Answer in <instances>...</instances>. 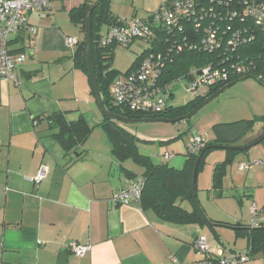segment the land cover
I'll list each match as a JSON object with an SVG mask.
<instances>
[{
    "label": "crops",
    "instance_id": "1",
    "mask_svg": "<svg viewBox=\"0 0 264 264\" xmlns=\"http://www.w3.org/2000/svg\"><path fill=\"white\" fill-rule=\"evenodd\" d=\"M83 1H63L62 6L71 12ZM110 1L112 14L121 20L148 17L167 0ZM54 2L48 11L27 13L36 35L21 30L11 40L14 54L27 55L15 68L21 85L0 81V264H59L65 256L66 264H200L194 248L200 236L226 256L248 254L250 230L255 229L250 227L252 203L261 209L258 220L264 223L262 168L234 173L229 188L238 192L242 208L238 213L222 205L207 212L219 223L214 228L165 221L141 203L112 202L144 169L114 155L91 80L75 66L77 47L67 45L69 37L82 41L77 35L81 27L71 19L61 21ZM57 113H64L69 123L83 117L93 129L77 148L81 155L65 152L52 139L55 131L47 118ZM263 133L246 137L243 144ZM258 145L242 152L240 164L264 158ZM41 165L48 174L37 184L33 179ZM71 242L90 244L91 249L78 257L68 250ZM250 258L244 264H264V253Z\"/></svg>",
    "mask_w": 264,
    "mask_h": 264
},
{
    "label": "built area",
    "instance_id": "2",
    "mask_svg": "<svg viewBox=\"0 0 264 264\" xmlns=\"http://www.w3.org/2000/svg\"><path fill=\"white\" fill-rule=\"evenodd\" d=\"M53 1L0 0V81L21 85L15 75V68L27 59V55L14 54L11 40L21 30L36 35L38 30L28 24L26 15L33 11L50 10ZM158 36L163 38V44L166 43V51L147 54L135 70L120 75L110 88L114 104L124 110L147 116L161 114L171 107L173 85L185 80L188 81L186 87L196 97L200 95V86L211 88L227 82L233 76H252L264 85V50L254 58L247 59H242L239 53L240 49L255 44L264 49V0H167L148 17L121 19L118 25L110 27L101 35L99 46L129 48L140 39L151 47ZM78 44L77 38L67 39L69 48H75ZM185 50L216 52L220 62L195 68L185 78L164 82L166 67ZM257 61H260L262 69L253 76L252 70ZM199 73L200 77L197 76ZM191 77L196 78L191 81ZM205 144L202 138L195 137L188 154H198ZM164 158L169 161L174 155L166 152ZM255 167L264 169V158L240 164L238 170L245 172ZM47 174V166L41 165L33 182L41 183ZM144 187V179L138 177L116 193L112 202L127 206L140 203ZM260 212L257 204L252 203L251 228L264 227V223L258 220ZM67 247L78 257L85 256L91 249L90 244L78 242H71ZM194 248L201 258L200 264H244L251 259L249 254L224 256L222 252L210 248L205 236L195 241Z\"/></svg>",
    "mask_w": 264,
    "mask_h": 264
},
{
    "label": "trees",
    "instance_id": "3",
    "mask_svg": "<svg viewBox=\"0 0 264 264\" xmlns=\"http://www.w3.org/2000/svg\"><path fill=\"white\" fill-rule=\"evenodd\" d=\"M94 2L95 1L92 0H84L82 5L70 12L71 21L75 25L80 26L83 33L85 32L86 13ZM119 23L120 19L116 18L111 12L110 0H104V2L92 13L93 59L97 74L98 87L107 109L112 113L130 119H174L188 114L206 98L213 95L227 84L243 78L233 76L223 84L207 88L206 93L200 94L186 106H171L165 112L158 115L147 116L124 110L122 107L114 104L110 92L112 84L120 76L119 71L111 69L117 46H111L109 48H101L99 46V39L104 33L103 29L105 28L104 31L108 30L110 27L116 26ZM165 44H163V38L158 36L156 41L152 42L151 47L144 50L143 53L138 56L132 67L126 73L129 74L131 71L135 70L140 61L147 54L151 52L164 53L167 48ZM263 50L264 49H262L259 44H255L240 49L239 53L242 59H247L248 57L254 58ZM219 62L220 56L216 52L205 53L185 50L178 54L174 60L168 64L164 72L163 80L166 83H170L174 80L187 77L188 73L195 68H201L211 63ZM75 66L78 69L83 70L90 79L84 39L79 41L77 46L75 52ZM261 69L262 65L260 61H257L254 70H252V75H258ZM92 95L96 99L93 90ZM47 120L50 123L51 131H55L52 135V139L67 153H71L72 151L77 152V148L86 142L93 131L83 117L76 122L69 123L67 122L64 113H57L48 117ZM254 123L255 120H239L231 123L216 124L213 128V139L206 142L204 148L198 154H188L184 167L180 170L163 163L155 164L151 157L143 155L138 146L140 141L139 138L122 129L116 121L104 118L101 126L112 144L113 153L116 158L122 162L132 160L135 164L144 169V174L139 176L145 181V187L140 202L144 209H152L160 218L171 223L200 224L202 226L208 225L214 228L215 225H219V223L216 224L217 222L215 223L207 217L197 198L194 197L193 175L197 160L203 152L198 165L197 174H199L203 168L205 157L210 152L217 149L226 150V159L222 163L216 165L212 178L213 191H215L219 197H222L224 180L227 176L228 167L234 161L235 156L242 153L239 148L248 147L259 140H262L261 143L264 142L263 133L259 138L243 144V140L253 129ZM247 151L248 150L245 152ZM78 155L81 154L79 153ZM136 178L138 177L136 176ZM185 202L190 204V210L184 206ZM221 225L226 226L227 224ZM235 227L242 229L241 232L243 233L248 231L247 227L243 228L239 225H236ZM263 228L264 227L250 230L249 236L251 250L248 254L264 253Z\"/></svg>",
    "mask_w": 264,
    "mask_h": 264
},
{
    "label": "rangeland",
    "instance_id": "4",
    "mask_svg": "<svg viewBox=\"0 0 264 264\" xmlns=\"http://www.w3.org/2000/svg\"><path fill=\"white\" fill-rule=\"evenodd\" d=\"M62 2V0L54 2L55 5L60 6V8L54 10V13L59 15L61 21L66 22L71 19L70 11L68 8H63ZM72 4L71 2L69 5ZM69 5L67 7H70ZM118 6L120 5H116L114 8H118ZM50 16H53V13H50ZM79 31L77 35L83 40L84 33L82 29ZM149 47V44L140 39L134 41L129 48L117 47L111 69L119 71L120 75L126 73L138 56ZM187 82L185 80L180 84L173 85L174 97L170 101L171 106H186L196 98L195 94L186 87ZM198 91L200 94H204L207 92V88L200 86ZM239 120H255L253 129L247 137L258 134L264 129V87L255 80L248 79L234 85L189 120H183L178 123H145L137 125L117 123L122 129L139 138L138 146L140 152L151 157L155 164L163 163L180 170L184 167L189 147L195 137H200L205 142H208L214 137L213 128L216 124L231 123ZM96 133H101L105 136L102 129H98ZM257 147L264 150V142ZM166 152L173 154L174 158L167 161L164 158ZM77 153L82 154L79 149H77ZM243 154L236 155L234 161L228 167L222 197H219L213 191L212 178L216 165L226 159V150H213L205 157L203 168L197 174L196 189L197 200L206 214L207 212L211 214L215 209H221L219 207L222 205L226 208H235L240 213L242 206L238 198L239 194L229 187H231L232 181L236 180L234 179V173L238 172L239 161ZM184 206L188 207L190 204L185 202ZM242 255L246 254L243 253Z\"/></svg>",
    "mask_w": 264,
    "mask_h": 264
},
{
    "label": "water",
    "instance_id": "5",
    "mask_svg": "<svg viewBox=\"0 0 264 264\" xmlns=\"http://www.w3.org/2000/svg\"><path fill=\"white\" fill-rule=\"evenodd\" d=\"M103 2H104V0H96L92 4V6L88 9V11L86 13V25H85V32H84V41L86 44L87 64H88V68H89V72H90L92 90L96 96L100 110L106 119L111 120V121H116V122H122V123L128 124V125H137V124H145V123H178V122L183 121V120H189V119L193 118L194 116H196L206 105H208L212 101H214L217 98H219L220 96H222L228 89H230L234 85L242 83L248 79H252V80H255L256 82H258L261 86H263V84H261L255 77H252V76L233 81V82L227 84L226 86H224L223 88H221L219 91H217L213 95L206 98L202 103H200L194 110H192L188 114L174 118V119H163V118H159V119H152V118L130 119V118L112 113L111 111H109L107 109V107L103 101L102 95L99 91L97 74H96V69H95L94 59H93L92 13ZM197 76L200 77L201 74L199 73ZM195 78L196 77H191L190 80L193 81V80H195ZM261 141L262 140L256 141V142L252 143L251 145H249L248 147L239 148V150L241 152H245L246 150H249L250 148L260 144ZM202 154H203V152L200 154V156L197 160V163H196V166L194 169V175H193V190H194V197L195 198H197L196 178H197V172H198V165H199V162L202 158ZM66 261H67V256L63 257L60 260L59 264H66Z\"/></svg>",
    "mask_w": 264,
    "mask_h": 264
}]
</instances>
